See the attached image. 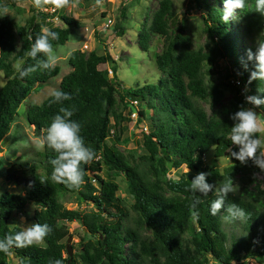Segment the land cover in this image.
Listing matches in <instances>:
<instances>
[{
    "label": "trees",
    "instance_id": "1",
    "mask_svg": "<svg viewBox=\"0 0 264 264\" xmlns=\"http://www.w3.org/2000/svg\"><path fill=\"white\" fill-rule=\"evenodd\" d=\"M193 3L204 11L201 29L209 42L206 49L190 47L189 37L176 24L170 0H158L149 21L136 33L141 50L147 49L152 35L162 38L154 56L161 77L154 84L122 88L115 75V61L104 48L102 52L73 50L68 54L70 70L59 79L56 89L71 96L64 103L75 106L72 119L80 123L81 136L96 156L84 166L85 184L78 191L50 180V161L55 154L46 146L35 151L32 159L15 158L0 165L4 181L19 190L0 192V239L21 231L18 226L7 225L6 220L15 211L24 213L28 203L35 206L32 224H48L52 229L42 246L13 249L14 260L0 253V264H48L49 258L61 259L63 264H209L210 260L214 264H239L247 259L264 264V187L253 175L264 177V172L251 161L241 165L233 158L219 170L202 160L210 149L215 157H230L229 149L238 151L230 139L234 122L229 117L240 105L252 107L244 103V90L247 95L264 98V93L257 92L258 87L264 88V82L248 83L254 62L246 57L248 49L255 51L258 37L264 40V17L255 12V0H247L248 7L227 24L221 19L224 0ZM0 5H4L2 0ZM53 16L57 22L48 20L47 28L59 34L53 46L62 45L71 29L78 27L63 11L36 10L22 26L8 16L0 18V70L5 78L0 85V142L17 106L34 85L46 84L58 73L55 66L50 72L38 70L21 79L12 65L20 59L25 60V66L35 64L25 54L41 34L45 17ZM113 29L122 33L121 26ZM101 64L106 67L99 68ZM225 92L230 95L228 99ZM132 100L135 104L130 103ZM58 108L51 103L50 94L38 104L26 103L25 121L36 136L44 135ZM132 110L147 120L149 129L139 149L122 154L116 147L115 133L109 146L105 139L112 133L111 127L120 133ZM254 111L264 113V107ZM122 140L127 141L126 137ZM165 162L175 167L184 165L190 171L176 180L167 179ZM102 167L109 174L123 175V197L116 195L119 187L114 180L99 176ZM198 173H207V182L216 188L228 177L241 183L216 216L210 214L215 188L201 197L198 215L191 214L192 194L188 189ZM66 193H75L78 202L90 204L92 210L65 208L61 198ZM126 197L130 198L129 209L123 204ZM233 203L245 210L246 220L225 219L227 205ZM67 221L78 222L86 230L70 258L64 255ZM228 224L237 226L238 233L228 232Z\"/></svg>",
    "mask_w": 264,
    "mask_h": 264
},
{
    "label": "rangeland",
    "instance_id": "2",
    "mask_svg": "<svg viewBox=\"0 0 264 264\" xmlns=\"http://www.w3.org/2000/svg\"><path fill=\"white\" fill-rule=\"evenodd\" d=\"M4 5H7L10 9V17L13 21L21 26L26 23L29 16L36 10L32 5V0H2ZM172 9L176 15L175 21L177 25H180L183 32L189 37L190 47L195 49L201 47L206 49L205 44H209L207 37L203 33L202 20L203 9L197 7L193 0H170ZM158 0H102L101 5H97L95 0H80V4L75 8H65L62 10H56L48 7L45 10H38L42 13H49L53 9L56 13L62 11L73 18L78 27L71 29L68 34L67 40L62 45L54 46V53L57 57L55 66L58 67V73L51 77L46 84H35L29 95L17 106L15 115L9 123L8 129L0 142V165H6L13 159H32L34 152L41 150L40 136H36L32 127L28 126L25 117V105L26 103H40L46 96L51 93V90L56 88L59 79L70 70V66L67 64V56L73 50H81L87 52L94 49L97 52H102V49H106L112 56L116 64L115 75L121 83L122 88H134L144 84H154L157 79L161 77L160 71L156 68L154 63L155 53L159 52L162 45V38L158 35H152L148 42L146 50H141L136 42V33L140 29L141 25L146 24L153 10L157 7ZM49 17H45L41 26L47 27ZM38 20V18L36 17ZM109 19L108 25L105 27L103 24ZM51 21L50 23H55ZM115 25L122 27V33L113 27ZM102 34L103 36H100ZM100 37V38H99ZM16 45L18 41L16 40ZM18 61L12 63L14 69L16 68ZM99 68L106 67V64H101ZM4 74L0 70V85L4 83ZM230 97L228 92H225L224 98ZM206 107V105H204ZM248 107V106H245ZM149 112V110H148ZM125 111H123V114ZM134 115L130 113L128 116L129 121H123L121 124L120 133H117L114 128L111 127V134L106 137L105 144L109 146L112 143V135L118 136V142L116 143L117 149L122 154H127L129 151L137 150L141 147L143 134L147 133L149 124L146 119L139 117L135 110ZM126 137V142H123V138ZM260 139L264 141V134L260 135ZM135 154V153H133ZM157 157H160L158 155ZM227 154L220 157L213 156L212 149L205 152L202 156L204 164L214 166L221 170L223 167L229 164L230 160L227 159ZM167 167L166 178L170 180H176L180 174L187 171L184 165L178 167L170 166L169 163H164ZM115 176L113 173L109 174L105 167L99 172V176L103 179H112L118 184V191L116 195L123 197L124 181L123 175L117 173ZM257 182L261 187H264V177L260 174L253 173ZM234 184L241 186V183L235 181ZM3 190H9L18 192L19 190L12 184L6 183L0 173V192ZM23 194V192H20ZM61 201L65 208L77 209L80 211L92 210V206L85 202H78L77 195L75 193H66L61 198ZM123 204L129 209L130 198L123 199ZM35 206L32 203H28L26 211L24 213L13 212L6 220L7 225L10 227L18 226L23 228L21 218L24 219L25 224H32L30 216ZM68 230V235L63 239L65 243L66 238L70 236L69 245L71 255L77 251V242L80 237L84 236L86 230L81 224L75 221H67L64 223ZM228 232L238 233L237 226L231 227L230 224L226 225ZM43 244L39 245L42 246ZM66 255V254H64ZM13 256L9 255V260H12ZM14 260V259H13ZM209 264H214L213 261H209ZM231 264H237L231 262ZM239 264H262L254 259H247Z\"/></svg>",
    "mask_w": 264,
    "mask_h": 264
},
{
    "label": "clouds",
    "instance_id": "3",
    "mask_svg": "<svg viewBox=\"0 0 264 264\" xmlns=\"http://www.w3.org/2000/svg\"><path fill=\"white\" fill-rule=\"evenodd\" d=\"M97 5L102 4V0H95ZM80 4V0H32V5L38 10H45L48 7L56 10L65 8H75ZM248 7L247 0H224V10L221 15L223 23L227 24L231 20L237 19V13H241ZM255 12L264 17V0H255ZM10 9L7 5H0V18L9 16ZM31 39V37H29ZM59 39V34L47 27L42 28L32 43L30 50L25 54L35 60V64L25 66V60L20 59L16 65L19 78L23 79L36 71H48L54 69L57 57L54 53L52 41ZM42 57V58H39ZM247 61L254 62V68L249 73L248 83L253 81L264 82V40L259 37L255 41V51H246ZM247 70V63L243 64ZM244 90V103L252 107L239 106V110L229 118L234 122L230 128V139L238 151L232 152L227 159H235L241 165H246L251 161L261 172H264V141L260 135L264 134V113L258 114L254 109L264 107V98L260 95H247ZM258 93H264V88L258 87ZM51 103L59 105L57 114L53 117L50 125L40 138L42 147H47L55 155L50 161L53 171L50 180L57 184H62L70 190H80L85 184L84 177L87 175L84 166L89 165L95 159V150L87 145L81 136V125L72 119L75 114L74 105H65V101L71 100V96L60 89H52ZM197 157L194 156V160ZM190 169H187V173ZM207 173H198L190 182L189 191L192 194L190 211L193 216H197L198 205L203 203L201 197H207L215 188V199L210 204V214L216 216L225 209V201L229 194L237 191L236 186L228 177L219 188L207 182ZM199 194V195H197ZM225 219L244 221L248 214L237 204H229L225 210ZM17 224H14V226ZM23 228L21 231L7 234L0 239V253L12 255L13 249H23L44 244L45 238L52 229L48 224L33 223L25 224L21 218ZM48 264H63L61 259H48Z\"/></svg>",
    "mask_w": 264,
    "mask_h": 264
},
{
    "label": "built area",
    "instance_id": "4",
    "mask_svg": "<svg viewBox=\"0 0 264 264\" xmlns=\"http://www.w3.org/2000/svg\"><path fill=\"white\" fill-rule=\"evenodd\" d=\"M53 11H54V9H53L51 12H53ZM51 12H49V13H51ZM48 20H50V21H56V16H53L52 18H48ZM109 22H110L109 19H107L106 22L103 24V26L106 27V26L108 25ZM107 74H108V75L111 74V71H110L108 68H107ZM130 103L135 104V101L132 100ZM133 111H134V110H132V111L130 112V113L132 114V116L134 115ZM135 113H136V111H135Z\"/></svg>",
    "mask_w": 264,
    "mask_h": 264
},
{
    "label": "water",
    "instance_id": "5",
    "mask_svg": "<svg viewBox=\"0 0 264 264\" xmlns=\"http://www.w3.org/2000/svg\"><path fill=\"white\" fill-rule=\"evenodd\" d=\"M69 240H70V236H68L66 238V241H65V250H66V255H68V257L70 258L71 257V251H70Z\"/></svg>",
    "mask_w": 264,
    "mask_h": 264
}]
</instances>
